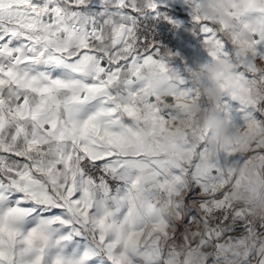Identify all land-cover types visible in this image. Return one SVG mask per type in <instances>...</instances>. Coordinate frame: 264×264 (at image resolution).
<instances>
[{
    "label": "snow or ice",
    "instance_id": "obj_1",
    "mask_svg": "<svg viewBox=\"0 0 264 264\" xmlns=\"http://www.w3.org/2000/svg\"><path fill=\"white\" fill-rule=\"evenodd\" d=\"M251 3L192 14L206 63L232 66L209 81L149 38L158 0H0V264H264V0Z\"/></svg>",
    "mask_w": 264,
    "mask_h": 264
},
{
    "label": "crops",
    "instance_id": "obj_2",
    "mask_svg": "<svg viewBox=\"0 0 264 264\" xmlns=\"http://www.w3.org/2000/svg\"><path fill=\"white\" fill-rule=\"evenodd\" d=\"M158 3L162 5L160 12L167 14L169 18H172L179 25L178 31L173 36V41L176 43L177 49H171L169 46H163L164 48L169 49L173 53L172 58L167 61L169 67L173 68L174 70H178L183 74L185 65L193 69H195L196 66H201L206 72L209 81H213L216 77L213 75L214 64L206 63L209 60L208 53L205 47L202 45V37L199 35V29L197 26L194 25L192 21V14L200 16L199 10L204 4V0H201L200 6L198 8H190L189 5L185 2V0H158ZM250 5L251 6L249 7H252L251 0ZM209 8H211V5H209ZM194 28L196 30V34H194ZM212 90L217 89L204 88L202 89V95L206 98L205 93ZM209 101L212 103L211 100ZM196 107L199 109V112L202 113L200 106L197 105ZM193 117L196 118V116L194 115ZM212 119L218 118H216V116L213 114L209 119H205L204 115V118L201 121L206 127V124ZM231 139L235 140L238 139V137L233 134V138Z\"/></svg>",
    "mask_w": 264,
    "mask_h": 264
},
{
    "label": "clouds",
    "instance_id": "obj_3",
    "mask_svg": "<svg viewBox=\"0 0 264 264\" xmlns=\"http://www.w3.org/2000/svg\"><path fill=\"white\" fill-rule=\"evenodd\" d=\"M232 4H240L249 7L250 0H204L203 6L200 8V17L209 21L215 22L218 18L227 19L228 7ZM211 5V8H209ZM232 70L228 64H215L213 75L230 73ZM207 99L211 100L213 104L220 103L221 93L219 90H212L205 93ZM192 113L198 120H203L204 114L199 112L196 106H193ZM206 127L214 134L218 135L221 140L233 138L231 130L225 129V122L220 119H212L206 124Z\"/></svg>",
    "mask_w": 264,
    "mask_h": 264
},
{
    "label": "built area",
    "instance_id": "obj_4",
    "mask_svg": "<svg viewBox=\"0 0 264 264\" xmlns=\"http://www.w3.org/2000/svg\"><path fill=\"white\" fill-rule=\"evenodd\" d=\"M168 17L169 20L173 21V23H168L163 17ZM150 34L149 38L158 42L162 46H169L171 49H177L176 43L173 41V36L179 29V25L176 21L165 13L161 12V17L155 21H147ZM178 25V27H177Z\"/></svg>",
    "mask_w": 264,
    "mask_h": 264
}]
</instances>
